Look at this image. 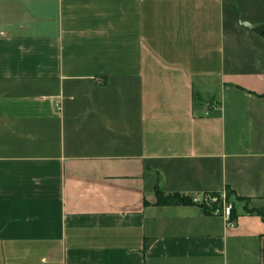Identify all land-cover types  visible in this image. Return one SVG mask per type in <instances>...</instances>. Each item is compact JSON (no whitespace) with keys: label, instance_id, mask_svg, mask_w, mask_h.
Masks as SVG:
<instances>
[{"label":"crops","instance_id":"0c3cea01","mask_svg":"<svg viewBox=\"0 0 264 264\" xmlns=\"http://www.w3.org/2000/svg\"><path fill=\"white\" fill-rule=\"evenodd\" d=\"M264 0H0V264H264ZM235 197L231 200L234 202Z\"/></svg>","mask_w":264,"mask_h":264},{"label":"trees","instance_id":"16d2710c","mask_svg":"<svg viewBox=\"0 0 264 264\" xmlns=\"http://www.w3.org/2000/svg\"><path fill=\"white\" fill-rule=\"evenodd\" d=\"M264 98V95L262 96ZM232 197H235L234 202L231 200ZM156 206L163 207V206H194L196 203L194 202L193 198L180 195V194H173V195H165L162 193L159 188L156 189ZM226 200L232 201L233 204L235 202L243 203L244 204V212L246 214L255 215L264 221V208L263 207H257L252 206V201L250 199L238 197L235 193L232 191H228L226 194ZM200 207L204 210L206 214H211L216 212L217 210L222 211L223 208V200L222 198H218L216 203L206 204V205H200ZM236 209L233 207L232 211V221L235 222L236 220Z\"/></svg>","mask_w":264,"mask_h":264},{"label":"built area","instance_id":"2783aa9c","mask_svg":"<svg viewBox=\"0 0 264 264\" xmlns=\"http://www.w3.org/2000/svg\"><path fill=\"white\" fill-rule=\"evenodd\" d=\"M195 203H206V204H211V203H216L217 199H214L213 197H208L205 196L200 200H194ZM234 204L232 201H227L226 198H223V217L226 219L227 223L229 226L234 225V222L232 221V211H233Z\"/></svg>","mask_w":264,"mask_h":264},{"label":"water","instance_id":"95a60500","mask_svg":"<svg viewBox=\"0 0 264 264\" xmlns=\"http://www.w3.org/2000/svg\"><path fill=\"white\" fill-rule=\"evenodd\" d=\"M245 29L254 32L256 34H263L264 33V26H258V27H252L251 25L248 24H243L242 25Z\"/></svg>","mask_w":264,"mask_h":264},{"label":"rangeland","instance_id":"374dc122","mask_svg":"<svg viewBox=\"0 0 264 264\" xmlns=\"http://www.w3.org/2000/svg\"><path fill=\"white\" fill-rule=\"evenodd\" d=\"M222 200H223V199H222ZM199 204H200V205H206V203H202V204H201V203H199Z\"/></svg>","mask_w":264,"mask_h":264}]
</instances>
